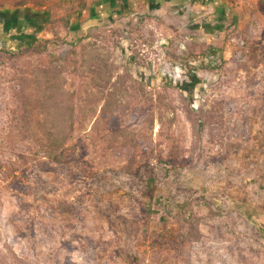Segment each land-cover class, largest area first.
I'll list each match as a JSON object with an SVG mask.
<instances>
[{
    "label": "rangeland",
    "instance_id": "obj_1",
    "mask_svg": "<svg viewBox=\"0 0 264 264\" xmlns=\"http://www.w3.org/2000/svg\"><path fill=\"white\" fill-rule=\"evenodd\" d=\"M39 45L84 54L87 141L17 190ZM0 264H264V0H0Z\"/></svg>",
    "mask_w": 264,
    "mask_h": 264
},
{
    "label": "trees",
    "instance_id": "obj_2",
    "mask_svg": "<svg viewBox=\"0 0 264 264\" xmlns=\"http://www.w3.org/2000/svg\"><path fill=\"white\" fill-rule=\"evenodd\" d=\"M73 46H77V42ZM38 49L39 54L34 55L39 57V68L28 74L37 88L22 91L24 101L13 110L16 122L18 118H24V129L27 132L23 140L27 145V154L16 155L8 174L13 179L12 187L16 186L17 190L23 186L20 180H26L27 175L38 166L46 171L57 167L74 166L84 156L83 147L87 141L85 137L80 138L86 128L89 113H91L84 102L87 96V89L83 88V81L86 77L82 69L84 54H75V56L60 59L56 55L40 54L41 45L35 48V51ZM94 58L96 66L91 69V79L97 86V93L102 94L103 87L109 83L111 74L107 72L106 61L100 54H94ZM68 66H72L76 72L78 70L80 73L77 75L75 72H67L65 68ZM127 76L130 79L134 78L130 71L127 72ZM76 77L81 81L80 84L76 86L69 83ZM26 78H24L25 81ZM102 82L105 83L100 85ZM123 86L124 84L121 83L110 92L112 112L119 107L118 93H125L127 90ZM34 110L37 116L31 118ZM113 116L110 120L111 128L118 126L116 114ZM155 157L157 164L163 163L164 160L160 158V155L157 154ZM143 173L146 175L145 192L152 195L158 186L155 172L146 164ZM176 214L186 219L183 207H178ZM177 224H180L179 220Z\"/></svg>",
    "mask_w": 264,
    "mask_h": 264
}]
</instances>
